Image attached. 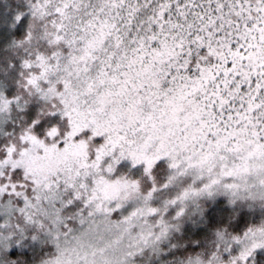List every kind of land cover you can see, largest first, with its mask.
I'll return each mask as SVG.
<instances>
[{"label": "snow or ice", "instance_id": "snow-or-ice-1", "mask_svg": "<svg viewBox=\"0 0 264 264\" xmlns=\"http://www.w3.org/2000/svg\"><path fill=\"white\" fill-rule=\"evenodd\" d=\"M0 264H264V0H0Z\"/></svg>", "mask_w": 264, "mask_h": 264}]
</instances>
